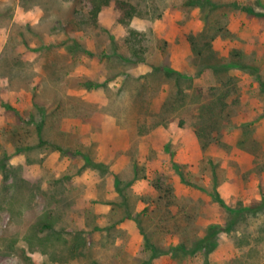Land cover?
I'll return each mask as SVG.
<instances>
[{
    "label": "rangeland",
    "instance_id": "1",
    "mask_svg": "<svg viewBox=\"0 0 264 264\" xmlns=\"http://www.w3.org/2000/svg\"><path fill=\"white\" fill-rule=\"evenodd\" d=\"M128 1L0 0V264H264V0Z\"/></svg>",
    "mask_w": 264,
    "mask_h": 264
},
{
    "label": "trees",
    "instance_id": "2",
    "mask_svg": "<svg viewBox=\"0 0 264 264\" xmlns=\"http://www.w3.org/2000/svg\"><path fill=\"white\" fill-rule=\"evenodd\" d=\"M87 1L91 4V8L87 11L88 17L85 19L84 23L90 20V24L97 25L98 14L102 8L112 5L119 12L117 22L127 30V34L124 38V44L127 46L132 57H134L136 60H142L145 35L143 32L130 27V21L132 18L140 16L141 14L136 6L128 0ZM256 14L264 17V13L257 12ZM214 196H216L215 193ZM261 202L264 204V197L262 198ZM250 209L255 210L256 208ZM45 227L49 228L50 230H48L43 236L36 235L35 246L46 256L47 259L52 262H57L60 264L67 262L69 259L74 258L79 250V247L82 244H85V239L80 238L81 234L78 232H59L53 227L52 223H49ZM13 233L14 230L9 232L10 238L13 237ZM216 234V231H211L210 229L208 233H206L201 239L197 241L198 245L203 244L204 247L206 246V254H208L214 248V245L207 243V241L211 242V238ZM25 237L26 235L23 234V238ZM16 240L17 237H13L10 240L11 244H9V248H14ZM26 241L29 245L31 244V240H29V238H26ZM144 246L150 250V259L147 261L148 263H150V260L155 257L168 254L171 250V248L163 250L158 249L157 247L150 244L145 238ZM203 262V264H209V261L206 257L204 258Z\"/></svg>",
    "mask_w": 264,
    "mask_h": 264
}]
</instances>
